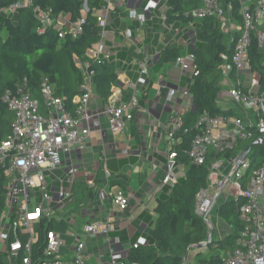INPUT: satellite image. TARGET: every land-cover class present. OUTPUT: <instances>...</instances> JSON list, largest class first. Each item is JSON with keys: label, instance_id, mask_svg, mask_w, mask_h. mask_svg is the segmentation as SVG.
<instances>
[{"label": "built area", "instance_id": "2783aa9c", "mask_svg": "<svg viewBox=\"0 0 264 264\" xmlns=\"http://www.w3.org/2000/svg\"><path fill=\"white\" fill-rule=\"evenodd\" d=\"M114 0H104L100 8L96 9L98 25L102 29L101 40L97 47L88 51L87 55L101 63L102 60L111 61V55L106 53L103 44L105 28L111 13ZM241 14L244 20V30L235 46L232 63L224 57L226 63L223 70V88L229 92L231 100L244 110L241 117H211L204 112L197 125L200 134L196 137L189 152V156L196 166L203 165L212 149L218 155H226L233 151L240 141H264V95L259 94V79L251 70L249 47L251 34L257 25L264 24V0H240ZM30 7L34 10L41 27L40 34L52 28L56 23L50 9L34 6L31 1L18 2L8 8L0 9L8 15ZM157 3L150 2L146 10L155 9ZM89 12L88 1L84 3V15L68 30L61 31L60 38L71 36L76 38L83 33L86 15ZM194 19L205 16L217 17L226 34H233L237 27L227 14L220 0H204L203 6L192 12ZM129 17L145 24V17L136 11L129 12ZM191 26L194 23H190ZM130 35V33H128ZM258 41L264 52V33L258 32ZM150 55L145 53L139 62L140 71L138 84L146 83L149 74L148 63ZM188 62H195V55L188 53L177 60V65L184 71L189 70ZM78 65L84 72L81 85L82 94L73 99L76 105L70 109L65 100L56 96L55 89L49 78H44L40 87L41 101L35 99L29 88L28 80L19 83L15 90H9L1 98L2 103L13 114L10 133L2 138L0 127V167L5 170L7 182L6 207L0 215V255L17 258L24 252L23 264H90L86 255V241L78 238L73 255L68 259L60 257V251L65 245L64 235L59 230L49 231L44 250L45 260H35L32 255V244L36 238L33 227L42 218L53 219L63 213L71 195L66 185L76 179L78 169L71 167L63 178H58L59 188L57 198L51 196V185L54 181L51 175L62 168L64 156L76 149L84 148L90 133L92 116L89 108L94 98L93 72H89L90 64ZM234 70L237 72L232 78ZM251 74L250 87L242 78V72ZM193 77L199 75L196 67ZM128 100L118 105L111 104L104 108L110 131L113 134H127L134 119V112L139 107V93L136 85ZM187 98L192 104L189 88L171 90L168 100L173 102L176 97ZM44 111V112H43ZM183 125L182 115L173 111L172 121L167 128L170 155L168 157V172L165 182L174 186L178 182L176 174L177 152L174 148L180 140L177 132ZM255 147H263L256 144ZM253 148L243 162H239L240 152L230 157L215 159L211 162L209 188L203 190L197 199L196 212L205 217L211 213L213 203L226 202L245 198V203L238 208V215L245 224L235 247L222 253L224 264H264V162L255 166L252 163ZM127 153V152H125ZM237 163L239 167L237 168ZM113 202L121 211L128 210L130 197L119 192L113 195ZM56 206H60L56 209ZM60 212V213H59ZM20 230L21 235H18ZM115 230L108 221H93L84 229L86 237L106 236ZM14 236V241L10 237ZM27 236L23 241L21 237ZM110 264H131L124 256L117 252L108 241ZM146 240L140 239L133 248L145 245Z\"/></svg>", "mask_w": 264, "mask_h": 264}, {"label": "trees", "instance_id": "16d2710c", "mask_svg": "<svg viewBox=\"0 0 264 264\" xmlns=\"http://www.w3.org/2000/svg\"><path fill=\"white\" fill-rule=\"evenodd\" d=\"M31 1L34 6L50 9L56 21L65 15L66 24L57 27V23L40 34L41 27L34 10L30 7L5 15L0 12V127L2 138L10 133L13 114L2 103L5 92L15 90L16 86L28 80L32 96L41 101L40 87L44 78H49L55 94L65 100L70 109L76 106L73 99L82 94L81 85L84 72L78 65L89 63V72H93L95 93L107 101L112 88L117 83V68L111 61H93L88 51L97 47L101 40L102 29L98 25L96 4L94 0H0V9L8 8L18 2ZM88 1L89 12L83 33L76 38L67 36L60 38L61 31L70 28L69 24L77 23L84 15V3ZM167 21L176 19L184 23L197 24L199 45L193 50L195 67L199 75L193 77L189 86L192 95L191 108L182 116L183 125L176 137L180 140L174 148L177 153V164L185 167V176L172 187L170 194L159 199L155 208L157 220L153 229L152 240L145 245L130 250L128 260L131 264H183L186 251L208 240L209 228L205 219L196 212L198 195L209 188L210 166L215 159L237 155L245 151L251 141H240L233 151L226 155H218L212 149L201 166L193 164L189 152L196 137L200 134L197 125L204 112L211 117H243L244 110L234 102L224 110L220 104L223 90V70L227 57L232 63L235 46L243 34L244 20L241 14L240 0H220L223 8L231 17L237 30L226 34L217 17L205 16L194 19L192 12L203 6L204 0H167ZM14 15V17H12ZM258 32L264 33V24L257 25L251 34L249 57L251 70L259 79V94L264 95V52L258 41ZM178 49H168L161 57V63H176L180 58ZM237 72L234 70L232 78ZM129 95L123 100H128ZM133 123H131L132 126ZM130 126V128H131ZM252 163L255 166L264 162V148H253ZM8 179L5 170L0 167V215L6 207ZM91 190H84L87 197L71 199L65 210L79 213L90 198ZM245 198L226 201L217 210L218 217L230 228V233L223 239H215L207 247V251H197L195 261L198 264H224L222 253L235 247L236 241L245 227L238 215V208L245 203ZM60 206H56V209ZM40 231L32 244V255L35 260L44 259L47 234L52 230L68 228V222L60 215L53 219L42 218ZM21 235L20 230H17ZM13 235L10 241H14ZM23 241L28 237H21ZM24 252L17 258L0 255V264H23Z\"/></svg>", "mask_w": 264, "mask_h": 264}, {"label": "crops", "instance_id": "0c3cea01", "mask_svg": "<svg viewBox=\"0 0 264 264\" xmlns=\"http://www.w3.org/2000/svg\"><path fill=\"white\" fill-rule=\"evenodd\" d=\"M94 2L98 9L104 0ZM150 2L157 3V7L146 10ZM167 9V0L113 2L103 44L106 53L111 55V62L116 65L117 83L107 101L94 90L95 95L89 108L92 116L91 133L84 148L65 155L62 168L51 175L54 181L51 189L55 192L60 184L58 178H63L71 167H76V179L72 184L66 185L71 199L86 198L84 190H91L90 198L79 213L64 210V218L69 226L61 230L65 240L60 251L62 259L73 255L78 238L86 241V255L90 264H110L108 241L128 259L130 250L140 239L148 243L152 240L157 220V202L166 198L173 187L165 182L170 155L167 128L171 124L173 111L183 116L189 110L190 102L181 96L170 102L168 96L173 89L189 88L195 67L194 63L188 62L189 70L184 71L177 62L162 64L160 60L168 49H178L180 56H185L193 53L194 48L199 45L197 24L191 26L178 19L168 22ZM131 11L144 16L145 24L131 19ZM65 17H60V27L66 24ZM72 25L69 24L70 27ZM145 53L150 55L149 74L145 77V84H138L139 62ZM132 85H136L139 93V107L134 112L133 124L127 134H113L104 108L111 104L118 105L125 96L132 95ZM177 169L184 173L186 171L180 165ZM54 175L56 180L53 179ZM119 192L130 197V206L126 211H121L114 205L113 195ZM223 203L225 202H217L213 208L216 209L214 220L221 223L219 239L230 233L229 226L217 214ZM95 220L108 221L114 225L115 230L108 237L84 236L85 227ZM210 223L214 236L216 228L211 221ZM198 251L206 252L207 248ZM196 253L197 250L189 252L187 264H198L195 261Z\"/></svg>", "mask_w": 264, "mask_h": 264}, {"label": "rangeland", "instance_id": "374dc122", "mask_svg": "<svg viewBox=\"0 0 264 264\" xmlns=\"http://www.w3.org/2000/svg\"><path fill=\"white\" fill-rule=\"evenodd\" d=\"M5 15H7V13L6 12H3ZM12 17H14V15L12 16ZM226 33V32H225ZM257 76V75H256ZM258 77V76H257ZM242 78H243V80H245V81H247L246 82V85H247V87H250V80H251V74H250V72H248V71H244V72H242ZM232 100H231V97H230V95H229V92L226 90V89H224L223 88V90H222V92H221V94H220V104H221V106H222V108L224 109V110H226L227 108H228V106L230 105V104H232ZM176 174H177V177L178 178H180V177H182V176H185V173L184 172H180V170H178L177 168H176ZM53 179L54 180H56V176L54 175L53 176ZM55 192H57V191H55ZM55 192H52L51 191V196H53V197H55V198H57L58 196L56 195V193ZM60 213V212H59ZM64 213V212H63ZM63 213H60V214H57L56 216H59L60 217V215L62 216V217H64L66 214H63ZM216 215V209H213L212 210V212L209 214V220L214 224V226H215V228H216V231H215V234H214V238L215 239H219V233H220V229H221V223L220 222H216L215 220H214V216ZM216 217V216H215ZM40 228H41V225H40V222H37V223H35V225H34V227H33V231H34V234L37 236L38 235V233H39V231H40ZM209 228L211 229V226H209ZM210 231V230H209ZM198 251V249H196V248H193V249H191V251L194 253V251Z\"/></svg>", "mask_w": 264, "mask_h": 264}, {"label": "water", "instance_id": "95a60500", "mask_svg": "<svg viewBox=\"0 0 264 264\" xmlns=\"http://www.w3.org/2000/svg\"><path fill=\"white\" fill-rule=\"evenodd\" d=\"M256 144L264 145V141H255V142L251 143L250 146L240 155L239 162H243L247 158V156L251 152L253 146L256 145ZM239 164L240 163H237V168L239 167ZM216 203H217V198L215 199L212 207H214ZM204 219L209 224V226H211V223H210V221L208 219V215L205 216ZM212 239H213V230L211 229L210 232H209L208 240L206 242H204V243L199 244L197 246V249L198 250H202V249L207 248L209 246V244L212 242ZM188 256H189V251H186V253L184 255L183 264H187Z\"/></svg>", "mask_w": 264, "mask_h": 264}]
</instances>
